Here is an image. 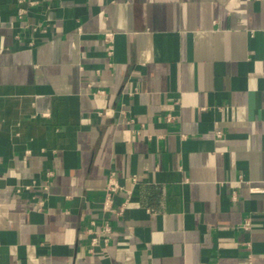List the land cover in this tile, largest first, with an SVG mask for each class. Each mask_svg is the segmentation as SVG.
<instances>
[{"label": "crops", "instance_id": "obj_1", "mask_svg": "<svg viewBox=\"0 0 264 264\" xmlns=\"http://www.w3.org/2000/svg\"><path fill=\"white\" fill-rule=\"evenodd\" d=\"M209 263L264 264V0H0V264Z\"/></svg>", "mask_w": 264, "mask_h": 264}, {"label": "built area", "instance_id": "obj_2", "mask_svg": "<svg viewBox=\"0 0 264 264\" xmlns=\"http://www.w3.org/2000/svg\"><path fill=\"white\" fill-rule=\"evenodd\" d=\"M20 13H22V12H20ZM104 41L106 43L107 54L111 55L112 51H113V34L111 32L105 33ZM216 134L220 135V131L219 130L216 131ZM133 180H135V178H133ZM119 189H120V186H119L116 178L114 176H111L108 180L107 185H106L105 197H104L103 202H102V208L104 211L112 212L115 215H121L122 214L124 204L118 208H114L113 207V199H112V195L115 192H117ZM249 191L251 193H262L263 189L260 187L251 186V187H249ZM241 227L243 229H249V227H250L249 220L245 219L244 222L242 223ZM100 231L104 237V240L107 241L108 237L110 236V233H111L110 225L108 223H104L103 225H101ZM98 242H99V239L97 236L96 237L94 236L91 238L90 251H92L94 247L98 246V244H99ZM209 264H218V263H209Z\"/></svg>", "mask_w": 264, "mask_h": 264}]
</instances>
